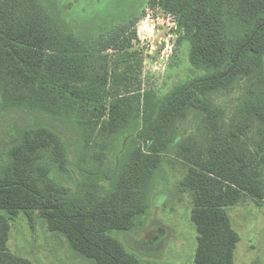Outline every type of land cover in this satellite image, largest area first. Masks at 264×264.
<instances>
[{
  "label": "trees",
  "instance_id": "1",
  "mask_svg": "<svg viewBox=\"0 0 264 264\" xmlns=\"http://www.w3.org/2000/svg\"><path fill=\"white\" fill-rule=\"evenodd\" d=\"M56 2L0 0L3 107L72 117L86 132L85 153L96 131L111 141L125 135L131 150L112 173L82 167L74 190L50 175L69 173L66 139L27 128L0 163V264H34L9 249L20 213L42 218L91 264H153L113 233L133 231L148 212L168 158L187 171L180 187L192 198L195 263L234 264L241 238L228 208L247 199L264 206V0H149L176 19L195 76L163 96L142 89V62L130 50L136 32L126 37L120 25L95 40L80 36ZM111 49L116 56L102 54ZM191 118L198 129L185 126Z\"/></svg>",
  "mask_w": 264,
  "mask_h": 264
},
{
  "label": "rangeland",
  "instance_id": "2",
  "mask_svg": "<svg viewBox=\"0 0 264 264\" xmlns=\"http://www.w3.org/2000/svg\"><path fill=\"white\" fill-rule=\"evenodd\" d=\"M56 4H59L57 11L61 9L63 19L77 28L80 36L95 40L98 35H106L120 25L129 26L126 37L136 32L137 38L132 41L130 50L137 52L142 62L139 69L143 91L154 90L163 96L177 84L195 77L189 62V47L179 43L183 32L176 19L158 7L148 5L149 0H57ZM89 49L98 48L89 46ZM116 52L111 49L102 54L114 57ZM1 95L0 92V163L6 160L8 150L31 126H48L66 139L72 160L68 165L69 173L53 167L50 175L74 190L78 187L82 167L109 174L116 169L117 161L119 167L127 161L131 146L130 141L124 143L125 135L111 141L96 131L92 139L94 146L85 153L81 137L86 132L71 124L72 117L62 122L45 113L18 107L6 109ZM191 119L194 125L185 126L198 129L197 119ZM186 174L181 162L166 159L156 174L148 212L139 218L133 231L113 233L128 251L143 261L196 264L197 231L191 219L192 198L180 187ZM91 180H85L84 187L92 184ZM228 212L241 238L234 264H264V206L247 199L243 204L228 208ZM8 245L12 253L34 264H91L75 253L63 235L51 232L37 215L29 218L20 213L11 222Z\"/></svg>",
  "mask_w": 264,
  "mask_h": 264
}]
</instances>
